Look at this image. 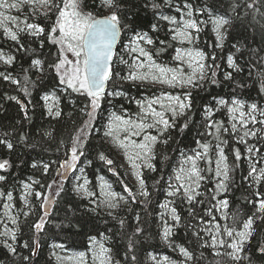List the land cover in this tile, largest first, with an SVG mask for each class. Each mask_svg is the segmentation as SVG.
<instances>
[{
  "label": "snow or ice",
  "instance_id": "snow-or-ice-1",
  "mask_svg": "<svg viewBox=\"0 0 264 264\" xmlns=\"http://www.w3.org/2000/svg\"><path fill=\"white\" fill-rule=\"evenodd\" d=\"M148 3L156 13V22L151 24L150 29L144 30L135 27L134 19L129 17L128 0H92L93 7L98 5L99 9H106V14L102 11H98L96 14L86 11L87 5H82L81 0H0V32L6 41L11 40L18 45L17 52L28 51L24 43V36L39 38L41 47L44 46L45 39L52 45L58 46L55 58L51 61L39 58L31 59L30 68L23 69L26 72L35 69L32 74L39 73L40 80L47 78L55 82L52 91L41 96L47 109V115L53 119L63 116L60 107L61 94H68L69 100H71V93L87 96L89 99V103L80 110L87 119L83 121L78 134L71 139L69 147L66 148L65 159L58 162V169L52 181L47 185L39 184L38 181H33L31 184L21 183L23 191L20 199L23 208L30 209V196L34 197L35 201H42L39 210L35 213L36 219L31 221L30 231L34 230L36 234L46 231V224L50 218V207L57 197H62V194L66 193V183H72L71 192L79 198L89 200L97 208L106 204L107 215L118 221L120 229L123 230L126 227L134 229L132 235L128 236L127 252H134L140 236L143 235L144 229L140 226L143 221L139 215L135 217L136 223L133 225L126 219H120L115 210L118 209L121 201L125 207L128 203L137 205L150 203V190L147 189L144 178L141 177L139 180L140 195L144 197L143 201L137 200L132 194V189L124 181L118 182L124 185L123 191L131 198L130 200L112 190V185L104 181L101 191L105 193L106 199L97 204L99 194L94 191L96 186L90 187V181L86 178L85 168L82 166L85 159L89 164L93 163L90 155H94L96 160L107 166L109 173L119 176V172L112 167L114 160L104 151L88 153L90 137L94 130L93 122L100 119L101 101L105 96L124 97L129 104H135V111H130L129 108L121 105L119 113L113 111L109 115L103 125V141L107 142L110 137L121 139V147L131 146L134 150L135 160L144 161V165L133 162L132 167L146 166L155 172L157 167L150 161L159 158L156 151L157 146L168 145L174 140V134H183L186 129L190 130L188 113L193 109V94L191 91H183V89L186 86L192 89L201 88L208 80H211L212 84H217L215 69L219 68V65L215 63L214 55L208 57L205 52L196 48L176 47L175 55L172 57L175 63L172 66L161 63L160 56L167 52L168 48L173 47L168 44L169 36L172 41H178L180 44H193V34L199 33V25L203 21L193 19L197 10L190 0H185L183 4L179 5H173L170 0H163V7H166L169 12L174 10L179 14V17L164 14L161 11L162 4L157 3L156 0H145L146 6ZM262 6H264V0H236L235 3L229 5L230 12L216 15L213 19L216 32L214 47L221 48L223 46L225 33L234 20L243 24L247 19L249 13L244 11L241 15V9H255V13L260 15L261 20H256L255 14L252 19L264 30V23L261 22L264 21ZM132 7H137V5L134 4ZM13 12L16 14L13 15ZM226 16L229 18H225ZM42 18L51 21L50 26L39 23ZM161 22H164L168 27L162 28ZM160 31H165V37L154 38L153 34ZM21 33L24 36H21ZM122 33L129 35L127 41L122 45L123 54H119L114 51V48ZM233 47H236L237 52H241V49L236 45ZM69 52L75 59H68L66 53ZM242 56L243 53H241ZM114 57H118L119 64L128 67L127 72L118 69L117 60ZM209 59L212 61L211 63L207 62ZM15 60V55H6L0 50V62L5 65L4 69H0V82H9L14 85L20 83L12 75ZM227 62L228 67L233 69L236 74L243 72L247 66L240 65L239 59L234 60L232 54L228 55ZM185 64L189 70H185ZM254 67L261 80L264 81V68L259 64ZM249 75H251V70ZM113 78H119L122 82L130 81L137 86L150 83L152 86L167 85L171 89L179 87L182 91L174 94L171 91L160 90L159 95H145L137 99L129 97L127 91H106V84ZM224 79L232 81L234 79L233 72L226 73ZM24 82L34 86L27 75L24 76ZM23 92L25 96H30L28 88H24ZM7 98L20 104V109L27 119V105L18 100L16 96ZM214 99L217 105L215 109L209 105H205L203 108L204 124L201 127L205 131L198 133L200 138L195 140L196 147L190 152L180 150L181 159L174 169L175 183H173L171 175L168 181H165L163 176L156 180L157 185L166 183L164 195L168 198L166 202L159 204V207L165 210L158 214L164 223L163 238L166 241L169 240L173 235V228L184 222V214L180 210V206H184L187 209V219L190 221L185 224V228L191 229V235L197 241H203L199 245L200 247L231 249V251H225L224 255L228 256L235 264H244L245 260L251 264L252 256L245 254L244 245L252 236L255 216H248L242 228L237 229L220 224V219H227V216L217 217L215 215L217 211L229 206L227 199H218V197L221 193H226L230 186V168L223 147L228 143V140L221 139L224 133H229V128L221 122L215 121L213 117L216 111L226 107L228 120L231 124V134L238 136V143L248 145L251 138L264 140V135H261L264 133V108L254 102L246 104L237 98L231 99L230 102L224 98ZM108 102L112 103L111 100ZM29 103H31L30 100ZM113 107L115 106L113 105ZM181 117L185 118L183 124L178 123ZM213 128H215V138L218 141L214 149L205 142L208 136L214 134ZM19 138L23 140L25 137L21 134ZM0 144L6 145L9 150L14 148V145L7 139H0ZM213 150L218 157L215 161L214 175L211 167L201 166V162L209 165L212 163L210 153ZM245 150L248 153L247 157H243L239 149L234 150L235 162L245 158L250 161L249 171L242 179L250 187L256 186L257 190L253 193L254 199L250 203L257 207V211L264 212V191L259 190L260 186L264 185V167L257 166L261 163L259 159L253 162V157H259L264 149L249 145ZM128 159L132 160L133 157H128ZM164 159L167 160L168 157H164ZM51 166V162L42 163L45 175L49 174ZM235 166L240 167L239 163H236ZM8 167L10 164L7 159L0 161V171H7ZM32 167L36 168L38 165L33 163ZM100 179L103 180V177ZM208 179L216 181L214 189L216 195L209 197L212 207L205 208L204 201L201 199L203 193L200 189L202 183ZM0 182H6L5 175L0 174ZM37 184L40 189L45 187L54 189V195H46L43 191L36 190L34 185ZM0 198H3L0 199V203L6 210L3 218L0 219V224L4 225L3 230L0 231V245L16 255L18 254V232H22L23 229L16 227L18 216L10 215L7 211L13 208V192L4 189L0 191ZM20 215L28 218L33 213L31 210H21ZM169 220L172 221L171 224ZM25 222L27 223V219ZM205 233L209 239H205ZM100 235L103 238V233ZM89 244L90 247L99 245L101 264H118L111 257V249L97 241L96 237L90 236ZM62 246L56 245V247ZM22 247L28 249L30 253V255L22 257L23 261L28 262L41 251V241L37 236L30 243L25 242ZM175 247L179 248L185 261L196 259L193 250L180 245ZM259 252L264 257V246L259 248ZM84 255V253L79 254L81 260ZM132 259H136L135 255L132 256ZM163 261L164 264H173L167 256L163 257ZM157 264H160L159 260Z\"/></svg>",
  "mask_w": 264,
  "mask_h": 264
},
{
  "label": "trees",
  "instance_id": "trees-1",
  "mask_svg": "<svg viewBox=\"0 0 264 264\" xmlns=\"http://www.w3.org/2000/svg\"><path fill=\"white\" fill-rule=\"evenodd\" d=\"M157 3L162 4L161 11L164 14H172L166 7H163V0H156ZM173 5L183 4L185 0H170ZM194 5L196 12L203 14L198 16L199 19L204 18L206 22L200 26V31L197 33L195 39V46L206 53L208 57L215 56V63L219 68L215 69L217 72V84H212L208 80L201 88H189L193 94V109L188 116L189 129H186L183 134H174V140L168 145L160 144L157 146L156 151L158 159L152 161L157 167V171L153 172L148 168L142 170V178L148 190H150V203L139 205L135 203H128L124 206L121 202L118 209L120 219H126L128 223L135 224V217L139 215L143 223L140 225L143 229V235L140 236L139 242L134 252H127L128 236L132 235L134 229H120L117 220H113L107 215V210L104 208H97L93 206L89 200L81 199L71 192V186L66 183V193L62 197H57L54 204L50 207V218L46 224V231L41 234H36L34 230L30 231V224L33 219H36L35 213L39 210V205L42 201H35L34 197H29L30 209L23 208L20 199L22 193V182L32 183L38 181L39 184L47 185L52 181L58 169V162L65 159V150L69 147L71 139L74 138L79 131L83 121L87 119L81 113V109L85 104L89 103L87 96H80L77 93H71V100L68 94H61L60 107L63 111V116L53 119L47 115V109L41 99L46 92H51L55 82L51 79L40 80V74L33 75L35 69L31 71H23V69L30 68V60L39 58L41 60L51 61L55 58L58 51V46H54L45 39L44 46H40L39 38L24 36V43L28 51L17 52V47L11 40H5L0 32V50L6 55L12 54L16 56L15 66L12 69L14 79H17L19 84H11L9 82H0V139H7L14 145L12 150H9L6 145L0 144V161L7 159L10 167L7 171H0V174L6 176V182H0V190L7 189L13 192V208L16 216H18L17 229L22 228V232H18V254L10 253L6 248L0 245V264H58L53 258V243L63 245L65 250L73 252H86L89 249V237H96V239H103L107 248L111 249V257L117 261L118 264H152L149 261V256L154 255H169L174 256L166 247L162 240L161 235L164 227L163 221L159 218V213L162 212L159 207L160 203L166 202L168 198L165 197L164 191L166 183L156 184V180L164 177L165 181L169 180L171 175L172 181L174 177V169L180 160V150L190 152L196 147L195 140L199 139L198 133L205 131L201 125L204 124L203 108L205 105L212 106L214 109L217 107L214 98H224L229 102L233 98L243 100L246 104L257 103L264 108V81L261 80L258 71L254 65L259 64L264 68V30L261 25L253 21V14L256 15V20H261L255 9H241V15L244 11L249 14L247 19L242 24L238 20H234L229 27L223 40L221 48L214 47L216 41L210 31L211 23L208 19L211 16L221 15L230 12L232 3L236 0H190ZM82 5H87L86 11H91L96 14L98 11L107 13L106 9H99L98 5L93 7L92 0H81ZM137 7H132V5ZM127 10L129 17L134 19L135 27L138 29L148 30L152 23L156 22V13L151 8L150 3L145 5V0H128ZM264 11V6L261 7ZM207 15V16H206ZM225 18H229L226 16ZM264 23V21H261ZM39 23L42 25L50 26L51 21L40 19ZM161 27L166 28L167 25L161 22ZM126 33H122L119 45L116 52L123 54L122 45L128 39ZM154 38H164L165 31H160L153 34ZM35 41V42H33ZM168 44L173 47L168 48V51L162 54L159 58L161 63L173 65L175 62L172 56L175 48L179 45L172 41L170 36ZM236 45L241 49V52L236 51ZM159 46V45H157ZM150 47V46H148ZM11 49V51H9ZM241 53L243 56L241 57ZM232 54L235 59H239L240 65H247L244 71L236 74L235 71L228 67L227 57ZM118 64V69L123 72L128 71V67L119 64L118 57H115ZM211 63L209 59L207 61ZM5 65L0 62V69H4ZM251 70V75L249 71ZM228 72H233L234 79L226 81L224 76ZM27 75L29 81L34 83V86L24 82V76ZM113 78L108 83V91H127L129 97L137 99L145 95H154L160 89L152 86H137L130 82H116ZM238 85H241L238 87ZM28 88L30 96H25L23 89ZM70 91V90H69ZM8 96H16L18 100L27 105V119L24 112L20 109V104L15 100H9ZM29 100L31 103H29ZM109 100L112 101L109 104ZM102 110L99 111L100 119L93 122L94 130L90 137V144L88 146V153H96L104 151L110 158L114 160L112 166L119 172V176H114L107 171V166L102 165L101 162L96 160L94 155H90L93 163L89 164L87 159L84 160L83 167L85 168L86 178L90 181V187L95 185L94 191L98 189V179L104 177L112 184L113 190L124 194L126 199H131L124 193V185L118 181H124L132 189V194L137 200L143 201L144 197L133 187L125 178L124 172L119 161L115 155L110 151L108 142L103 141V125L107 120L108 112L106 108L111 106L113 110L118 111V107H124L133 110L134 104H129L128 100L124 97L107 98L105 96L101 101ZM113 105L115 107H113ZM136 110V109H135ZM133 110V111H135ZM215 121L221 122L225 127L229 128V133H224L221 139H227L228 143L223 145L225 154L228 157L227 163L230 168V181L229 188L226 193L221 195L222 198L228 200V208H225L224 215L227 219H220L222 226L242 228L243 223L247 220L248 216H255L253 223L252 236L248 239L245 247V254L252 256L251 264H264V257L261 256L259 248L264 246V212L257 211L250 201L254 199L253 193L257 190L256 186H249V184L242 179L249 171L250 161L245 158L239 162H235L234 150L239 149L243 157H247L246 147L255 145L264 149V140L256 138L249 139L248 145L238 143V136L231 134V127L228 120L227 108H220L215 112L213 117ZM185 118L181 117L178 120L179 124H183ZM214 133L212 136L206 138L207 143L211 146L218 141L215 138V128L212 129ZM24 135L21 140L20 135ZM242 135V132L240 133ZM264 135V133H261ZM214 147V145H213ZM212 147V148H213ZM211 155V153H210ZM164 157H168L167 160ZM259 159L264 161V151H261L259 157H253V161ZM51 162V169L48 175L44 174L42 163ZM33 163L38 167L33 168ZM239 163L240 167L235 164ZM205 168L211 167L212 163L205 164L201 162ZM261 163L257 166L260 167ZM213 174V172H212ZM39 184L34 185L36 190L43 191L46 195L51 194V189L39 188ZM215 185L212 179H208L202 183L200 191L203 193L201 199L204 201L205 208L212 207L209 203V197L215 195ZM264 191V185L259 188ZM215 203V202H213ZM71 204V207L69 205ZM122 209V210H121ZM21 210H31L33 215L25 218L20 215ZM181 212L184 214V222L178 227L173 228V235L169 238L171 247L175 248L176 245L184 246L194 251L196 259L187 261V264H235L228 256L224 255L225 251L229 249L211 247H200L203 241H197L191 235V229H186L185 224L190 223L187 219V209L180 206ZM216 215V213H215ZM218 217V216H217ZM27 219V223L25 222ZM203 227V225H201ZM1 231V228H0ZM103 233V238L101 237ZM39 237L41 241V251L37 256L32 257L28 262L23 261L24 255H30L28 249L22 247L25 242H31L32 239ZM205 239H209L207 234H204ZM210 243V240H209ZM220 254L217 255L216 253ZM135 255L136 259L133 260L132 256ZM244 264H248L245 260Z\"/></svg>",
  "mask_w": 264,
  "mask_h": 264
},
{
  "label": "rangeland",
  "instance_id": "rangeland-1",
  "mask_svg": "<svg viewBox=\"0 0 264 264\" xmlns=\"http://www.w3.org/2000/svg\"><path fill=\"white\" fill-rule=\"evenodd\" d=\"M171 13H172L171 15H177V17H179V14L178 13H175L174 10ZM12 14L15 15L16 13L13 12ZM198 16H199V12L198 13L195 12L194 13V16H193V19H198L199 21H203V23L206 22L204 18L199 19ZM214 18H215V16L213 17V16L210 15L208 19L209 20L211 19L210 20V23H211L212 26L210 28V31L212 32V34H213V36L215 38V41H216V32L214 30V27L215 26L213 24V19ZM201 24L199 25V27L201 26ZM193 35H194V42H195V39L197 37V33H194ZM175 42L177 44H179L177 47H180V48H189V49L190 48H196V49H198L195 46V44H187V43L180 44L178 41H175ZM66 55H67L68 59H75L70 52L69 53H66ZM174 55H175V50H174L173 56ZM169 66H171V65H169ZM184 68H185V70H189L187 68V64L184 65ZM115 81L118 83V82H120V79L119 78H116ZM124 82H130V81H124ZM130 83H132V82H130ZM139 86H152V85L150 83H147V84H140ZM152 87H154V86H152ZM155 87L159 88L160 90L171 91L174 94L175 93H180L182 91L179 87H177L176 89H171V88H168L167 85H155ZM189 88L190 87L186 86L183 89V91H187ZM160 90L156 94H154V95H159ZM149 96H151V95H149ZM107 98H111V97H107ZM134 107L135 108L133 110L136 109L135 104H134ZM120 108H121V106L118 107V111H116V112L119 113ZM133 110H130V111H133ZM106 111L108 112V117H109V115L113 111H115V110H113V108L108 105V107L106 108ZM108 117H107V119H108ZM230 127H231V124H230ZM107 142H108V146L110 147V151L115 155L116 159L119 161V163H120V165L122 167V170L124 172L125 178L140 193L141 189H140L139 180L142 177L141 176L142 170L144 168H147V167L146 166H142V167H136V168H134V167H132V163L135 162L137 164L144 165V161L135 160V157L133 155L134 150L132 149L131 146H129L127 148L121 147V143H122V140L121 139L111 138L110 137V138H108ZM215 144L216 143H213L212 144V147H213V145L215 147ZM214 147H213V149H214ZM128 157H133V159L132 160H129ZM211 157H212V160H213V175H214L215 167H216L215 161L218 158L217 155H216V152L214 150L211 152ZM150 162H152V161H150ZM201 166L204 167L203 164H201ZM260 167H264V161L261 162ZM137 174H139V175H137ZM77 175H79L78 172H77ZM174 176H175V173H174ZM100 178L98 179V189L96 191L99 194V197L97 198V204H100L101 201H103V200L106 199L105 193L101 191V188L103 187L104 181H107V180L104 177H103V180H101ZM173 180H174L173 183H175L174 177H173ZM212 181H213V183L215 185L216 181L215 180H212ZM73 182H75V181H73ZM108 183L111 184L110 182H108ZM69 185L72 188V183H69ZM112 190H113V187H112ZM54 191H55L54 189H51V195H54ZM222 194L223 193L220 194V196L218 197V199L222 198L221 197ZM122 195H124V194H122ZM215 195H216V192H215ZM125 198H126V196H125ZM0 199H3V198H0ZM121 202H123V201H121ZM92 205L93 206H96L95 204H92ZM101 208H104V209L107 210L106 204L105 205H101ZM161 210H162V212L165 211L164 209H161ZM5 211L6 210L3 208L2 203H0V219L3 218ZM7 211L9 212L10 215H16L14 208H12L10 210H7ZM224 211H225V208H222L220 211H217L216 212V216L223 217ZM165 215L167 217V213ZM169 223L171 224L172 221L169 220ZM9 226H11V225H9ZM3 227H4V225L3 224H0L1 231L3 230ZM163 230H164V227H163ZM161 240H162L163 244L166 247H169V250L172 253H174V256H169V255H165V254L164 255H154V254H152L151 256H149V261L152 264H157V261L158 260L160 261V264H164L163 257H165V256H167L173 262V264H187V261H185L184 256L179 252V248L178 247H175V248L171 247L170 242L169 241H166L163 238V231H162V235H161ZM97 241H99L100 243H102L107 248V246L105 245L103 239L99 238V239H97ZM56 245H60V244H58V243H53L52 244V247H53V258H54L55 262L58 263V264H101V257L99 255V245H97L95 247H90V244H89V249L86 252H73V251H68V250H65L63 247H56ZM229 250L231 251V249H229ZM80 253H84L85 254L84 257H83V260H81V258L79 256Z\"/></svg>",
  "mask_w": 264,
  "mask_h": 264
},
{
  "label": "water",
  "instance_id": "water-1",
  "mask_svg": "<svg viewBox=\"0 0 264 264\" xmlns=\"http://www.w3.org/2000/svg\"><path fill=\"white\" fill-rule=\"evenodd\" d=\"M119 40H120V38H118V40H117V44L115 45V48H114V51L116 52V48H117V46H118V44H119ZM115 58V57H114ZM107 87H108V83L106 84V91H107Z\"/></svg>",
  "mask_w": 264,
  "mask_h": 264
}]
</instances>
